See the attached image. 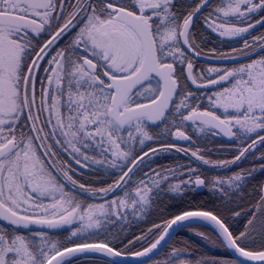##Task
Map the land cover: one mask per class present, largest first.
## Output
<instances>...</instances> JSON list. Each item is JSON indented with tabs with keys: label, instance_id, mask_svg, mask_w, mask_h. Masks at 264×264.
Segmentation results:
<instances>
[{
	"label": "snow or ice",
	"instance_id": "snow-or-ice-1",
	"mask_svg": "<svg viewBox=\"0 0 264 264\" xmlns=\"http://www.w3.org/2000/svg\"><path fill=\"white\" fill-rule=\"evenodd\" d=\"M201 16L216 36L243 44L230 52L212 49L208 58L238 60L253 48L264 53V35L251 42L247 36L264 26V0H196L186 11L177 0H0V264H80L97 254L108 258L104 264L128 256L152 264L150 254L169 229L185 221L210 222L224 246L244 258L230 264H264V251L239 243L247 231L234 235L225 220L205 210L184 211L128 240L134 245L155 236L141 250L122 252L109 239L110 225L142 218L162 192L207 187L222 197L240 195L257 171L208 177L190 162L146 169L145 157L174 149L217 169L249 154L264 161V152L255 155L264 146V55L232 67L197 69L204 49L194 22ZM189 81L196 89L221 87L197 93ZM202 98L225 115L200 110ZM161 121L164 139L195 144L186 123L191 122L202 137L223 134L237 141L230 146L236 153L212 160L199 146L163 143L134 154L138 145L143 149L146 141L161 138L148 127ZM61 152L81 169L114 176L112 183L79 182ZM258 170L264 171V163ZM260 191L247 225L259 222L264 230V186ZM65 226L67 243L43 230ZM163 264L208 262H193L173 249Z\"/></svg>",
	"mask_w": 264,
	"mask_h": 264
},
{
	"label": "trees",
	"instance_id": "trees-1",
	"mask_svg": "<svg viewBox=\"0 0 264 264\" xmlns=\"http://www.w3.org/2000/svg\"><path fill=\"white\" fill-rule=\"evenodd\" d=\"M216 2L217 0H215L214 3ZM195 3L196 0H192V2L188 4L181 1L178 6L181 11H186L189 5ZM201 21L202 20L196 23L195 29L196 39L204 49L202 56L209 57L210 50L212 49L230 52L232 48H243L241 39L238 38L237 41L234 42H222L203 26V22L202 28H200ZM201 33H203V36H201ZM259 35H264V26L257 25L256 28L251 29L247 34L250 42L252 36ZM250 53H255L253 59L264 55V53H260L256 48L251 49ZM207 101L206 98H202V107L199 105L200 110L211 109L216 113L209 107ZM169 124H171V118L169 119ZM150 130H152L154 136H160L161 138L145 142L143 149L138 145L136 153L134 154H139L141 151L148 150L150 147H155L159 144L175 143L171 137L164 139V136L166 135L164 123L158 129ZM190 135H192L193 140H195L196 143L193 144L190 141L187 146L192 148H195L196 146L201 147L199 136L192 133H190ZM235 144H237V141L232 140L231 142H227L221 139L218 135L202 137V148L207 149V151L203 152V155L212 160L231 159L235 155L236 149L230 146ZM261 152H264V146H257L255 155L258 156ZM165 153H167V156H165ZM188 162H190L192 167L197 168L199 174L208 177L214 175L228 176L241 169H250L253 167H256L257 171L247 181L240 195L232 194L227 197H222L219 193H215L207 187H193L186 189L182 194L169 191L162 192L155 199L151 208L143 214L142 218L133 219L132 217H129L127 221H118L117 224L109 226L113 232V237H115H109V239L112 240V246L125 253L141 250L142 247L147 246L150 241L154 240L155 236L148 234L147 239L138 241L134 245H129L127 243L128 240L147 233L148 229L154 224H163L168 219L182 214L184 211L205 210L213 212L218 217L225 220L230 231H232L234 235H239V233L247 231L249 233L248 237L239 241V243H241L247 250L254 252L264 251V230L260 228L259 222L256 223L255 228L247 225L248 219L251 218L249 209L256 204L261 195L260 188L264 186V171L258 170V166L261 163H264V161L249 154L246 158L230 167L217 169L199 165L195 163L189 155L185 156L172 149L167 152H159L153 157V159L145 157L144 166L146 169L151 167L163 170L164 168L175 167L181 163L187 165ZM73 177L85 185H91L94 187L106 186L112 183L114 179V176L112 175H106L102 172H96L90 169L81 172L78 170L77 173L73 174ZM184 178L185 177L183 176L178 177V179ZM68 187L71 188L72 186L69 185ZM112 195H115V193ZM85 202L91 201L85 199ZM235 212H240V215L235 216ZM0 225L2 224L0 223ZM74 227H76V225L72 226V228ZM154 231L158 234L160 230L155 229ZM197 233H201L202 235H197ZM68 235L69 228L67 227L59 232L49 233L51 239L64 243L68 242ZM104 238V235L99 237L101 240ZM173 249H179L184 256L188 257L193 262L203 259L207 261L208 264H213V262L214 264H230V262L234 260L226 246H224L219 235L213 229L204 225H193L180 231L171 240L163 252L152 261V264H157V262L163 264V261L170 256ZM105 260L106 259L96 257V259L92 260H82L80 261V264H104Z\"/></svg>",
	"mask_w": 264,
	"mask_h": 264
},
{
	"label": "water",
	"instance_id": "water-1",
	"mask_svg": "<svg viewBox=\"0 0 264 264\" xmlns=\"http://www.w3.org/2000/svg\"><path fill=\"white\" fill-rule=\"evenodd\" d=\"M210 2L213 3L214 0H210ZM206 10L207 9H205V11ZM199 18L200 17L195 19L194 25L198 21ZM253 56L254 55H248V56H244V57H239L238 60L211 59V58H206V57L202 56L201 58L197 59L196 61L201 62V63L206 64V65H209V66H231V65L242 64V63L250 60ZM147 83L148 82H145V84H147ZM188 85H189V87L192 90L199 91V92H205V91H209V90H216V89L219 88V85H215V86H211L209 89H196L195 86L191 85L190 81L188 82ZM161 123H162V121L159 122V124L157 125V124H151L149 122V126L152 127V128H156V127H159ZM221 136L224 137L223 134H221ZM224 138L226 140H229L227 137H224ZM85 198L92 201L91 197H87L86 196ZM0 223L3 224L4 222L0 221ZM193 225H204V226H207V227L213 229L218 234V231L213 226H211L210 222H207V221H185L183 223H178L177 225H173L172 229H169L170 236L166 237L165 241L161 242V245L158 246L157 250H154L153 254H150V256L153 257V260L156 257H158L163 252V250L169 245L171 240L180 231H182L183 229H185V228H187L189 226H193ZM65 227H62V228H59V229H43V230L48 232V233H56V232L61 231ZM32 228L35 229V230H40L38 228V226H32ZM19 231L28 232L29 230H27V229H19ZM227 250H228V252L230 253V255L232 256L233 259L243 261L244 258L243 257H239L238 254L234 252V250L228 249V248H227ZM97 258L108 259L106 257L99 256L98 254H97ZM143 259H147V258L133 259L131 256H128L127 258H115V263L116 264H141V260H143ZM246 264H261V262L248 261V262H246Z\"/></svg>",
	"mask_w": 264,
	"mask_h": 264
},
{
	"label": "rangeland",
	"instance_id": "rangeland-1",
	"mask_svg": "<svg viewBox=\"0 0 264 264\" xmlns=\"http://www.w3.org/2000/svg\"><path fill=\"white\" fill-rule=\"evenodd\" d=\"M190 2H192V0H189ZM202 22H203V20H202ZM207 29V28H206ZM208 30V29H207ZM208 31H210V30H208ZM211 32V31H210ZM212 33V32H211ZM212 34H214L215 36H216V34L215 33H212ZM217 38H219L222 42H234V41H237V39H234V40H227V39H221L220 37H218V36H216ZM207 68V67H206ZM205 68V69H206ZM197 69H199V68H197ZM153 85L155 86V82H153ZM208 102V101H207ZM208 105H209V107L210 108H212L215 112H216V114H218L219 116H221V117H223L224 115H225V113L223 112V110L222 109H217V108H214V107H212L210 104H209V102H208ZM190 130H191V132H192V134H194V135H197V136H199L200 134L194 129V128H189ZM173 141H174V139H173ZM176 142H177V140H175ZM174 141V142H175ZM147 142V141H146ZM166 155L165 156H167V153H165ZM60 155H61V157L63 158V159H65V160H68L69 161V163H71L72 164V166H73V168H75L76 170L75 171H73L72 173H71V175H73V174H75V173H77L78 172V170L81 172V171H87L88 169H81V168H79V166L78 165H75L74 164V162H72L71 160H69V158H68V156L65 154V153H63V152H61L60 153ZM157 154H155V155H153V157L154 156H156ZM190 156V155H189ZM191 157V156H190ZM192 158V160L195 162V163H197V164H199V165H202V166H205V167H209V166H206V165H204V164H202L201 162H199V161H196L195 160V158H193V157H191ZM76 191H78L79 192V189H76ZM75 224H73V225H71V227L72 226H74ZM67 228H69V226H66Z\"/></svg>",
	"mask_w": 264,
	"mask_h": 264
},
{
	"label": "flooded vegetation",
	"instance_id": "flooded-vegetation-1",
	"mask_svg": "<svg viewBox=\"0 0 264 264\" xmlns=\"http://www.w3.org/2000/svg\"><path fill=\"white\" fill-rule=\"evenodd\" d=\"M181 1H183L184 3H190V1L189 0H177V4H179ZM200 20H203V17L201 16L200 18H199V20H198V22L200 21ZM196 25V24H195ZM195 25H194V27H195ZM204 26V25H203ZM200 28H202V21H201V24H200ZM250 55H254V53L252 54V53H250ZM245 55H243V56H240V57H244ZM247 56V55H246ZM45 59H47V57L45 58ZM212 59H217V58H212ZM253 59V58H252ZM251 59V60H252ZM251 60H249V61H251ZM248 61V62H249ZM195 63H196V67L197 68H199V69H205L206 67H208L209 65H206V64H202L201 62H197V61H195ZM244 63H247V62H244ZM232 66H234V65H231V66H218V67H232ZM196 69H194V71H195ZM39 75H44V73L43 72H40L39 73ZM221 87V85H219V88ZM218 88V89H219ZM218 89H216V90H218ZM211 91H213V90H210V91H205L206 93H211ZM205 92H198V93H205ZM200 106L202 107V100H201V103H200ZM162 123H164V122H162ZM188 125H189V127H188V131H189V134L190 133H192L191 132V130L189 129V128H193L192 126H191V122H186ZM149 127V126H148ZM150 128V127H149ZM150 129H152V128H150ZM221 139H223L224 141H227V142H231L232 140H226L224 137H222L221 136V134L220 135H218ZM199 139H200V144H201V148H202V135L200 134L199 135ZM175 141V140H174ZM190 143V141H175V144H179V145H181V146H187L188 144ZM69 186V185H68ZM78 192V191H77Z\"/></svg>",
	"mask_w": 264,
	"mask_h": 264
}]
</instances>
